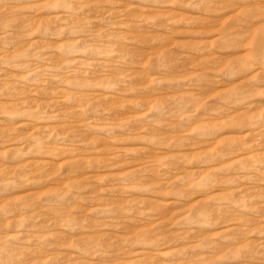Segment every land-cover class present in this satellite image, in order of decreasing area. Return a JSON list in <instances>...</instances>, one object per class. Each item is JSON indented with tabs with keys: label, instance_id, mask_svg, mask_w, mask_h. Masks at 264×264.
Wrapping results in <instances>:
<instances>
[{
	"label": "rangeland",
	"instance_id": "374dc122",
	"mask_svg": "<svg viewBox=\"0 0 264 264\" xmlns=\"http://www.w3.org/2000/svg\"><path fill=\"white\" fill-rule=\"evenodd\" d=\"M0 264H264V0H0Z\"/></svg>",
	"mask_w": 264,
	"mask_h": 264
}]
</instances>
